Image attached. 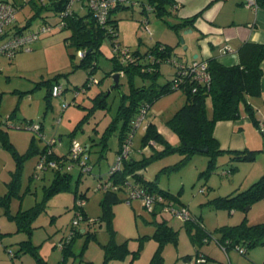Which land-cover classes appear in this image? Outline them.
Returning a JSON list of instances; mask_svg holds the SVG:
<instances>
[{
  "label": "rangeland",
  "instance_id": "rangeland-1",
  "mask_svg": "<svg viewBox=\"0 0 264 264\" xmlns=\"http://www.w3.org/2000/svg\"><path fill=\"white\" fill-rule=\"evenodd\" d=\"M18 1L23 4L16 12L18 25L23 26L30 20L24 29H34L39 24L51 25L53 29L40 34L32 51H18L10 60L2 58L0 61V196L11 190L9 183L15 179L14 172L19 162V175L15 179L17 184L13 187L15 192L10 195L8 209L15 214L17 210L27 209L36 203H40L42 208L31 224V241L37 245L36 254L20 253L16 256L13 253L18 243L26 239V234L14 232L15 222L8 219L6 206L0 204V230L8 233L0 239V264H38L37 256L43 257L48 264H55L61 259L59 244L70 234L72 221L78 212L76 201H84V209L92 219L101 214L103 190L98 189L97 185L108 176L119 147L121 122L114 119L121 95L129 92L130 77L124 72H118L119 87L112 88V75L116 71L113 70V46L108 37L102 38L90 59L95 67L89 74L91 66L82 64L81 49H77L74 39L70 37L72 29H59L55 26L58 14L50 17L51 11L41 8L40 13L34 16L42 4L41 0H30L31 3ZM73 8L78 14L87 11L86 7H80L77 3ZM146 15L149 33L140 29V20ZM114 17L117 20L116 39L120 46L131 52H145L156 42L162 41L175 46L171 60L181 61L186 58L185 46L190 34L185 29L178 33L170 27L176 21L174 16L164 15L160 18L152 11L143 13L140 6L130 5L116 10ZM71 54H74L73 58ZM148 61H152V58ZM158 69L159 84L165 83L175 72L174 64L168 60L161 61ZM59 73H67V77L60 79L63 91L57 97H50L48 102L45 98L48 88L43 82ZM88 77L94 78L95 82L86 86L84 84ZM131 79L134 86L151 82L150 77L142 74H135ZM98 93L106 96L104 104L97 102ZM184 101L182 90L154 99L132 136L130 155L133 158L139 159L142 155H149L153 149L160 151L165 147L164 142L155 143L152 140L150 142L154 148L145 146L140 151L141 140L149 122L157 127L166 144L172 147L179 145L180 139L167 124V120ZM206 109L210 115L212 107L209 98L206 100ZM113 121L114 127L108 131L107 127ZM28 122L39 123L42 134L27 128L25 124ZM215 126L219 146L226 151L216 154L212 165L209 164L210 155L204 152L194 153L181 164L178 163L182 155L170 152L153 158L140 171L145 179L155 180L158 187L174 194L180 191L179 198L188 207L191 217L201 219L209 232L207 238L198 236L193 240L185 229V222L168 213L163 212L154 219L151 211L144 206L139 207L137 199L132 204L127 203L124 200L126 194L122 192V200L113 206L114 239L116 243L127 241L128 252L123 258L111 259L105 264H149L158 243L153 237L144 236L153 234L156 222L164 218L168 225L178 231V239L177 244H164L161 251L162 264H186L197 251L209 257V264H264V243L250 247L242 254L235 248L225 251L217 241L220 237L217 229L219 226L238 224L244 217L248 225L264 222V198L231 211L213 202L215 198L246 189L264 175V134L252 123L243 105L240 106L239 118L220 120ZM74 129V135H70ZM104 134L107 143L105 148L101 142ZM52 139H60L61 143H55L53 147L58 153L67 151L71 139L79 141L88 155L87 163L92 169L90 172H81L76 164L70 169L65 166L62 172L71 174L69 188L46 197L45 189L54 171L50 167L37 168V162L46 141ZM227 150H253L255 158L237 161L231 158ZM75 191L78 193L76 200ZM83 193L84 196H80ZM96 221L88 225L87 221L79 220L76 225L78 230H94L96 240L91 239L81 253L85 235L77 236L71 246L73 254L65 264L103 263L102 245L108 243L110 237L105 223L102 221L99 224L100 221Z\"/></svg>",
  "mask_w": 264,
  "mask_h": 264
},
{
  "label": "trees",
  "instance_id": "trees-1",
  "mask_svg": "<svg viewBox=\"0 0 264 264\" xmlns=\"http://www.w3.org/2000/svg\"><path fill=\"white\" fill-rule=\"evenodd\" d=\"M140 1L141 6L144 4L150 6V11L154 12L160 18H163L164 15H173L176 7L174 0ZM255 3L259 7H264V0H255ZM54 4L56 6L52 9H55L56 13L59 14V12L64 8L63 0H54ZM128 6L130 5L121 4L115 9L111 10V15L108 18L107 23L111 24V27L116 32L114 35L108 31L106 26L99 24L93 13L88 9L82 15L76 13L74 9L73 14L65 17V25L62 28L72 29L73 33L70 35V37L74 39L77 49L83 50L84 55L81 58V62L82 64H89V66H91L89 74L93 72L95 67V64H92L90 59L93 58V54L97 51L99 42H101L102 38L108 37L111 41V44H114V39L117 36V20L114 17V12L120 8ZM41 8V6L37 8L34 16L40 13ZM141 12L146 13L142 7ZM197 15L198 14H194L191 17L182 18L170 25V27L178 33L180 30L191 28L193 27V23ZM28 23L30 24V20H28ZM65 40L67 41V37ZM174 47V45L156 42L145 52H140L139 50H134L131 52L127 48L130 57L129 60L121 59L118 52L113 51V70L116 72H124L130 77L129 92L123 93L121 95L116 117L114 119V121L121 122V127L118 132L119 147L117 153L120 152L123 140L131 131L132 123L139 115L141 110H145L147 114L154 99H157L160 96L175 90L183 91L185 95V101L183 105H181V107H179L171 116V118L167 120V124L177 133L180 143L176 147L166 144L161 133L157 130V127L153 123L149 122L141 140L142 147L140 151L145 146H153V144L150 142L152 140L155 143L164 142L165 147L160 151L153 149L149 155H142V157L139 159L133 158L129 153L128 157L122 160L119 170L111 174L108 172V176L104 179V181H109L112 185L117 186V189H112L110 187L102 189L103 196L100 202L101 214L98 217L93 219L88 217L84 206L76 205L78 212L81 214V218L78 219L77 223H73L72 221L71 232L63 242V247H61V259L56 264H65L67 258L73 254L71 246L72 242L77 236L85 235L81 253L87 247V244L91 239L96 240V232L94 230H78L76 225L79 223V220L87 221L88 225L91 223H96V220L100 221L99 224H101L102 221L105 223V228L110 239L108 243L102 245L104 249V259L102 264H105L111 259L123 258L128 252L127 241L122 243L115 242V230L113 228V206L122 200L120 192L125 191L126 182L135 184L136 186L143 188L148 192L163 194L165 197L164 199L166 200L183 204L179 198L180 191L174 194L168 190H164L158 187L155 180L145 179L140 171L145 168L153 158L170 152H178L182 155V158L178 164L184 163L196 152H204L210 155L209 164L212 165L214 156L226 151L219 146L218 139L214 136L215 124L220 120H236L239 118L241 105H243L244 111L249 116L252 123L257 126L259 114L258 110L252 106L251 99L257 98L260 95V81L262 78L261 62L264 60V43H243L238 48L239 62L237 64L224 65L214 57L205 60L207 63V70L210 74V80L207 83H198L192 78V76H189L188 74H182L181 68L174 64L173 60L169 58L174 51ZM71 57L73 58L74 54H71ZM149 58H152V61H148ZM194 59H197V57ZM163 60H169L171 63H173L175 66V72L170 80H167L163 84H159L157 82L159 73L158 66ZM176 62H180L182 64L189 63L178 60ZM135 74H142L150 77L151 82L141 86H134L131 78ZM62 77H67V73L56 74L51 79L43 82L48 88L47 94L45 96L48 102L50 97H52L50 91L51 86L54 83H60V79ZM88 79L89 77L87 78V81ZM87 81L84 84L86 86ZM193 88H195V91H193ZM207 98L210 99L212 107L210 115L206 109ZM96 99L98 100L97 102L100 101L102 104H104L106 101V96L98 93ZM101 103L98 104L101 105ZM114 121L111 122V125L107 127L108 131L114 127ZM74 132L75 129L70 133V135H74ZM261 133L264 134L262 131ZM101 142L104 146L103 148H105L107 144L105 134L102 136ZM89 147L90 145L87 146L88 150L90 149ZM46 151L47 146L45 145V147L40 151V155L44 154ZM227 151L231 154V158L237 161H249L255 158V152L253 150ZM65 156L66 154L57 155L54 149H52V152L47 156L48 159L57 160L59 162V166L57 168H51L54 171V175L49 186L45 189L46 197L62 189L69 188L70 186L71 174L68 172H62L64 162H60L61 159L64 161L66 158ZM14 173L16 174L14 178L17 180L19 175V162ZM15 179L9 183L11 190L0 196V204L5 205L7 208L5 211L7 214L6 216L10 221L15 222L16 229L14 232H24L26 234V239L18 243L17 250L13 253V255H19L20 253H30L31 255L36 254L37 245H34L31 241V224L40 213L42 205L40 203H36L27 209L17 210L15 214L10 213L7 205L9 204L8 201L10 195L15 192V189L13 190V187L17 184L15 183ZM76 193L77 191H75V200L77 199L76 196L78 194ZM80 196H84V193L80 194ZM261 198H264V175H261L259 179L253 182L246 189L238 191L232 195L215 198L213 199V202L216 206L227 208L229 211H231L235 208L252 204ZM158 205L160 206V204H157V206L155 205V209L153 208L151 211L152 215H154V219L157 218V215L161 214L159 213L161 206L159 207ZM184 222L185 229L189 232L190 237L193 240H195L198 236L199 238L203 239L207 238L209 232L204 228L201 219L192 218L190 215V218ZM217 229L220 233V237L217 239V241L225 251H227L229 248H236L239 246L245 249V252L243 253L245 254L248 248L260 243H264V222L248 225L246 218L244 217L243 220L238 224L222 225ZM177 232V230L168 225L165 218L156 222V227L153 234L150 236H144L153 237L158 243L156 251L154 252L149 264H162L161 251L163 246L168 242L177 244ZM7 234V232H2L0 230V239H2ZM198 252L199 251H197V253ZM137 253L138 251L135 252V254ZM206 257L209 260V257ZM36 261L38 264H48L40 256L36 257ZM228 264L231 263L228 262Z\"/></svg>",
  "mask_w": 264,
  "mask_h": 264
},
{
  "label": "built area",
  "instance_id": "built-area-1",
  "mask_svg": "<svg viewBox=\"0 0 264 264\" xmlns=\"http://www.w3.org/2000/svg\"><path fill=\"white\" fill-rule=\"evenodd\" d=\"M28 1L29 0H25V2ZM75 3L79 4L80 7H86L88 10H90L93 13L95 19L98 21V23L106 26V28H108V31L113 35L116 34V32L111 27V24L107 23V20L111 15V10L115 9L121 4L140 6L144 8V11H146V13L149 12L151 9L150 6L146 4L141 6L140 0H63L64 8L59 12L58 20L55 23V26L57 28H62L65 25V17L73 14V5ZM246 4L249 6H256V3L252 0H247ZM17 9L18 6L15 3L7 0H0V55H5L8 58L13 57L18 51L30 50L32 42L38 39L40 34L45 33L47 31H51L53 29L51 25L44 24L38 26L35 29H31L28 31L13 32L9 34L6 31V28L7 26L13 24V22L15 21ZM140 22V29L149 33L147 27L148 18H142ZM112 46L113 51L118 52L121 59H130L128 49L120 46L117 43L116 38L114 39V44ZM228 50H231L229 45H224L223 51ZM80 55L83 56L84 52H81ZM173 62L181 68L182 74H188L189 76H192V78L198 83H207L210 80V74L207 70V63L205 60L193 59L188 64H182L176 61ZM91 82H95V79L89 77L87 81V86H89ZM62 90L63 89L61 83H54L51 86L50 90L51 96H59L62 93ZM193 91H195V88H193ZM258 114L259 117L257 121V126L260 131L264 132V110L259 109ZM145 116L146 111L141 110L139 115L133 121L131 131L123 140L121 150L119 153H117L114 162L109 168V174L119 170L121 167L122 160L128 157L131 150L132 136L135 133V130L141 124L142 120L145 118ZM27 128H31L34 132L42 134L40 132L41 128L39 123L28 122ZM55 143L60 144V139H52L46 141L45 145L47 146V151L44 154L40 155L39 161L37 162V168H57L59 166V162L57 160L47 158L48 154L52 152ZM65 154L66 158L64 159V161L62 159L60 160V162H64L63 168L67 166V168L70 169L73 164H76L78 165L81 172L91 171L92 168L90 167V164L87 163L88 155L85 153V150L79 141L71 139L68 150ZM107 187L117 189V186L112 185L109 181L98 182V189H104ZM200 191H202V189ZM124 193L126 194L124 200L127 203H131L133 199L139 198L142 201L143 206L149 211H152L155 205L160 204L163 210L169 211L174 217L178 219L185 221L190 218V211L186 205L178 204L171 200L166 201V199H164L165 197L163 196V194L148 192L147 190L129 182H126ZM77 205L83 206L84 201L78 199ZM80 218L81 214L78 212L76 214L75 219L73 220V223H77L78 219ZM61 247H63V243L59 244V248ZM235 249L242 254L245 252V249L239 246H237ZM190 264H209V260L205 254L198 252L192 257Z\"/></svg>",
  "mask_w": 264,
  "mask_h": 264
},
{
  "label": "crops",
  "instance_id": "crops-1",
  "mask_svg": "<svg viewBox=\"0 0 264 264\" xmlns=\"http://www.w3.org/2000/svg\"><path fill=\"white\" fill-rule=\"evenodd\" d=\"M246 1L247 0H174L176 7L172 16H174L176 20L175 22L182 18L198 14L194 20L193 27L185 29L191 36L189 35L188 44L185 46L186 52L184 55L186 58L181 61L190 62L194 59V54H197V59L199 60H207L214 57L224 65H233L239 62L238 48L243 43H264V7H259L257 5L249 6L246 4ZM252 1L255 2V0ZM13 2L18 6V9L23 5L20 4L21 2L19 1V3L16 2V0H13ZM31 2L32 1L29 3ZM41 3L43 9L51 11L50 17L56 16L57 13L55 9H52L56 6L54 0H41ZM75 12L77 13L76 9ZM26 24L29 25L28 21ZM26 24L23 26L18 25L15 16V21L10 26H7L6 31L9 34L13 32L28 31L27 29H24V27L27 26ZM40 25L43 24H39L38 26ZM38 40L39 38L32 42L31 49L28 50V52L34 49L33 46L38 43ZM158 42L163 43L162 41ZM224 45H229L231 50L223 51ZM81 52H83V50H81ZM16 54L17 53H15L14 57ZM171 55L169 57L170 59H172ZM2 58L10 60L12 57L8 58L5 55H0V61ZM261 68L262 78L260 81V95L257 98L251 99L252 106L257 110L264 109L262 108L264 107V60L261 62ZM40 128H42L41 125ZM216 132L217 128L215 126V137L218 136ZM66 152L58 153L55 150L57 155H64ZM136 199L139 203V207H143L142 201L139 198ZM136 199H133L130 204ZM159 210V213L165 212L172 215L169 211L163 210L161 207ZM85 212L88 215L86 210ZM41 258L43 259V257ZM186 264H190L189 261L186 262Z\"/></svg>",
  "mask_w": 264,
  "mask_h": 264
},
{
  "label": "water",
  "instance_id": "water-1",
  "mask_svg": "<svg viewBox=\"0 0 264 264\" xmlns=\"http://www.w3.org/2000/svg\"><path fill=\"white\" fill-rule=\"evenodd\" d=\"M191 31V30H189ZM197 57V54H194L193 58H196ZM113 77V84H112V88L116 87L118 88L119 87V79H120V73L116 72L112 75ZM207 150V149H205Z\"/></svg>",
  "mask_w": 264,
  "mask_h": 264
}]
</instances>
